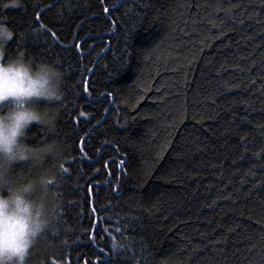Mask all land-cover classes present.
Here are the masks:
<instances>
[{
    "label": "trees",
    "instance_id": "1",
    "mask_svg": "<svg viewBox=\"0 0 264 264\" xmlns=\"http://www.w3.org/2000/svg\"><path fill=\"white\" fill-rule=\"evenodd\" d=\"M16 4L9 58L64 74L54 137L30 130L68 171L29 264H264V0Z\"/></svg>",
    "mask_w": 264,
    "mask_h": 264
},
{
    "label": "clouds",
    "instance_id": "2",
    "mask_svg": "<svg viewBox=\"0 0 264 264\" xmlns=\"http://www.w3.org/2000/svg\"><path fill=\"white\" fill-rule=\"evenodd\" d=\"M22 4L17 0V7ZM16 38V31L0 19V264H29L41 237L59 227L62 202L55 188L67 151L55 138L40 146L30 143L34 125L49 137L56 133V118L46 106L63 101L64 74L22 53L9 58L8 46ZM21 167L34 174L22 176ZM123 243L114 239L113 249L120 250Z\"/></svg>",
    "mask_w": 264,
    "mask_h": 264
},
{
    "label": "snow or ice",
    "instance_id": "3",
    "mask_svg": "<svg viewBox=\"0 0 264 264\" xmlns=\"http://www.w3.org/2000/svg\"><path fill=\"white\" fill-rule=\"evenodd\" d=\"M41 11H43V9H41ZM105 11H107V9H105ZM36 22H38L40 24V27L38 29H34L35 32H39V31H44L46 29V25L40 21V16L37 15L36 16ZM48 31H50V29H48ZM53 36H55V33H52ZM123 164V161L121 162ZM61 169H62V172L64 173H67V169L63 167V165H61ZM115 239V237H113V240ZM114 247V245L112 246Z\"/></svg>",
    "mask_w": 264,
    "mask_h": 264
}]
</instances>
